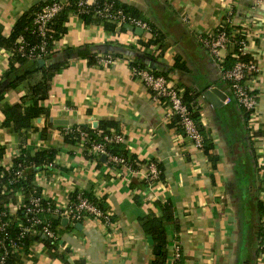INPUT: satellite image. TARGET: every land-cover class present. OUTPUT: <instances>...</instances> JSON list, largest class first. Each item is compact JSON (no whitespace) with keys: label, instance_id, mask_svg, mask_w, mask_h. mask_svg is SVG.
<instances>
[{"label":"crops","instance_id":"obj_1","mask_svg":"<svg viewBox=\"0 0 264 264\" xmlns=\"http://www.w3.org/2000/svg\"><path fill=\"white\" fill-rule=\"evenodd\" d=\"M52 1L67 3L0 0V30L9 36L20 16ZM117 1L135 8L153 25V32L138 35L129 24L126 32L114 33L71 15L65 23L67 33L55 46L54 60L66 61L67 66L55 76L49 97L42 102L50 117L34 120L20 135L3 126L5 116L0 106V146L5 150L0 167L12 168L24 148L32 155L56 149L59 153L54 167L39 170L32 180L41 189V196L66 206L71 195L84 191L103 200L114 218L110 225L89 218L80 223L81 229L76 227L79 223L74 227L62 224L60 245L53 250L42 242L34 243L24 264H151L153 239L142 230L140 221L161 214L158 202H171L179 220V232L174 224L168 225L170 264L177 262L178 250L182 264H261L264 5L252 11L253 0ZM228 18L234 31L247 33L248 54L259 68L248 79L258 100L257 112L250 120L234 99L213 106L204 98L209 89L231 95L221 64L202 42ZM155 32L165 36L163 48L143 47L141 42ZM85 47L98 61L109 56L112 63L91 65L79 57ZM177 58L186 71L174 69ZM133 63L166 74L174 84L199 94L194 109L203 132L213 142L216 165L172 125L169 109L154 101L152 92L133 76ZM9 66L10 52L0 48V81ZM33 67L31 63L27 70ZM7 84L3 81L0 92ZM27 95L24 81L5 92L1 103L21 104ZM51 119L68 121L64 127L69 128L81 125L97 129L95 122L98 127L101 122L118 123L129 153L141 162L138 169L112 167L107 159L86 156L82 143L64 141V132L69 129L51 124ZM151 163L162 169L160 178L147 179ZM13 198L7 208L16 215L26 198L19 193Z\"/></svg>","mask_w":264,"mask_h":264},{"label":"trees","instance_id":"obj_2","mask_svg":"<svg viewBox=\"0 0 264 264\" xmlns=\"http://www.w3.org/2000/svg\"><path fill=\"white\" fill-rule=\"evenodd\" d=\"M87 0H67V3L63 5L62 10L56 15V17L50 23V33L53 34L52 39L47 41L48 54L43 58L45 65L40 67L38 62L30 61L27 57L21 55L18 52L17 40L24 37L28 47L35 46L41 43V38L33 32V22L36 14L42 9L43 5H37L31 8L28 12L23 14L17 20L13 31L9 36H5L0 30V48L8 50L10 54V66L6 73L3 75V79L0 81V88L3 81H8V84L0 92V106L5 116L3 126L10 128L13 133L22 135L27 129L32 126V122L42 116L46 118L50 117L49 111L42 106V102L46 101L49 97L51 90L52 81L55 76L60 73L66 66V61H55L57 53L54 50V43L58 42L66 33L67 28L65 23L69 20L71 15L79 16L86 24H99L105 30L110 32L124 33L128 29L126 25L131 23V19L141 20L147 22L142 15L133 7H130L117 0H95L94 4L87 5ZM52 1L48 4H52ZM85 3V4H84ZM47 4V5H48ZM111 6L109 14H104L103 11L106 7ZM121 12L122 15L119 19L114 18L117 13ZM126 20L121 22L122 18ZM151 28L149 22H147ZM133 31L137 28L132 25ZM226 30L231 35L232 44L229 45L228 54L225 63L221 64L223 71L231 68L236 62L237 58L234 57L238 53L239 43L246 41V34L244 31L235 32L230 24H227ZM120 28V32H118ZM245 30V29H243ZM143 47L158 46L163 48L165 44V36L155 32L154 36L148 39L146 42H141ZM163 55V52L159 53L158 56ZM79 57L88 59L91 65L97 64V57L89 50L88 47L79 51ZM240 60L254 62L249 54L240 55ZM34 65L32 69L27 68ZM132 68L146 69L144 66L133 63ZM26 69L23 74H20L22 69ZM174 69L186 71V66L181 63L180 59L177 58ZM155 75H163L152 71ZM254 75V74H253ZM168 77V76H167ZM251 77V76H250ZM24 81L28 84V95L23 98L21 104L9 105L7 103H1L4 99V93L18 87ZM198 93L184 89L183 100L189 108L192 110L194 118L197 120L199 129L205 138L204 154L216 165L217 157L213 155V142L206 136L201 128L197 111L194 107L198 98ZM27 100L30 101L27 104ZM247 119L250 120L252 112L244 110ZM172 125L178 127L180 132L185 136V133L181 130L178 125L179 118L172 117ZM60 128L69 129L65 131L63 138L66 143L78 144L82 143L84 147V153L90 157V149L94 142H102L105 136H112L114 133H119L118 123L114 121L101 122L97 129L91 127H84L81 125H75L73 127ZM88 134V139H82L79 131ZM42 138H46V131L42 132ZM106 150L108 154L119 156L125 159V164L111 165L112 167L127 168L131 170H137L141 162L129 153L128 148L124 143H107ZM5 150L0 146V162H2ZM59 153L56 149H50L46 151H40L32 155L25 148L21 150V154L14 159L12 168L4 169L0 167V189L6 187L4 193L0 190V212L7 213V222L9 226L0 232V259L5 257L4 264H24L23 259L30 253L31 246L35 242H42L48 248L55 249L60 245V242L54 243L52 240L45 238L40 232L37 234L25 233L22 238V228L19 226L20 222H25V226L28 225V217L23 210H19L16 215H11L8 211V204L14 200V196L21 192L26 200L41 195V189L34 185L33 178L39 170H44L48 164L55 163L57 154ZM103 156L97 157V161ZM159 171L162 169L158 168ZM18 170H24L26 175L22 178H15L14 174ZM160 174V175H161ZM160 178V177H159ZM79 191L70 196V201L75 203ZM85 196L94 203L104 213L108 211V206L103 200H98L85 192ZM157 206L161 210V214L147 216L140 221L142 230L153 239V254L154 260L151 264H170L169 259V236H168V225L170 223L175 225V230L179 232V220L176 217L175 207L171 202H158ZM45 219L51 220L54 226L60 224L59 220L55 219V216H46ZM113 215L109 216V223L113 222ZM80 221L79 223H81ZM102 222H106L102 219ZM40 228V227H39ZM38 228V229H39ZM261 236V234H260ZM261 245V242H260ZM260 249L258 253L263 252ZM182 259L172 264H182ZM1 264V262H0Z\"/></svg>","mask_w":264,"mask_h":264},{"label":"built area","instance_id":"obj_3","mask_svg":"<svg viewBox=\"0 0 264 264\" xmlns=\"http://www.w3.org/2000/svg\"><path fill=\"white\" fill-rule=\"evenodd\" d=\"M86 1V4H88ZM95 2V1H94ZM85 4V3H84ZM94 4V3H93ZM264 0H253L251 9L257 11L263 7ZM63 4L58 1L53 2L42 7V9L36 14L33 22V32L36 33L42 40L41 43L35 46L28 47V44L24 37L17 40L18 52L22 56L27 57L30 61L39 62L48 54L47 41L52 39L53 34L50 33V23L56 17V15L62 10ZM111 6L104 9L103 13L109 14ZM122 13L119 12L111 19H119ZM126 20L122 18L121 22ZM231 19L228 18L226 22L220 27V29L212 35L204 37L202 42L204 46L209 50L212 56L220 63H225L229 45L232 44L231 35L226 30V25L230 24ZM130 25L140 28L143 32L152 33L151 26L144 21L131 19ZM236 32V31H235ZM238 32V31H237ZM236 32V33H237ZM54 50L56 42L54 43ZM11 54V53H10ZM248 54L247 51V39L239 43L238 53L234 55L237 58V62L229 69L223 71V80L229 83L231 95L227 97L225 101L230 102L234 99L239 106L248 111L252 112V116L257 112V94L251 86H249V76L258 72V66L255 62H248L240 60V55ZM111 57L100 58L99 63H112ZM133 76L142 81L143 84L152 92L153 100L161 106H165L169 109V117H178V125L181 130L185 133L193 144L204 152L205 138L199 129L197 120L194 118L192 110L189 108L187 103L183 100L184 89L174 84L169 77L163 75H155L149 69H136L132 68ZM69 131V130H67ZM80 137L82 139L87 138L88 134L78 129ZM125 137L121 133H114L112 136H105L102 142H94L90 154L92 158L100 156H106L107 162L111 165L125 164V159L119 156L110 155L106 150L107 143H124ZM84 148V147H83ZM54 167V163H50L45 166L44 172L51 170ZM150 174L148 180L158 179L160 177V171L157 166L153 163L149 165ZM128 170L132 171L130 167ZM26 173L24 170H18L15 172V178L25 177ZM2 193L5 192L6 187L0 189ZM22 194L21 192H18ZM20 210H23L28 217V225L25 226V222H20L19 226L22 228V236L26 232L37 234L40 232L45 238L52 240L54 243L61 241V230L64 229L62 220L67 219L68 225L74 227L80 221L92 218L93 220L99 221L104 225H110L109 216L110 212L104 213L94 203H92L84 191H79L77 200L75 203L69 201V204L62 206L59 203H55L44 197L34 196L31 197L20 206ZM46 216H57L59 217L60 224L54 226L51 220L45 219ZM7 213L0 212V232L9 226L7 222ZM102 219L106 222H102ZM40 227V228H39ZM39 228V229H38ZM261 249L264 250V219L261 223ZM36 243V242H35ZM33 246V245H32ZM31 246V247H32ZM54 250V249H53ZM261 264H264V251L261 252ZM181 259L180 251L178 250L175 255V261ZM5 257L0 259L1 264H4Z\"/></svg>","mask_w":264,"mask_h":264},{"label":"water","instance_id":"obj_4","mask_svg":"<svg viewBox=\"0 0 264 264\" xmlns=\"http://www.w3.org/2000/svg\"><path fill=\"white\" fill-rule=\"evenodd\" d=\"M136 33L138 35H142L144 32H143L142 29L137 28L136 29ZM38 64H39L40 67H42V66L45 65V61L44 60H39ZM227 97H228V95L226 93H223V92H221V91H219L217 89H209V90L204 92V98L206 100L210 101L213 104V106H222V104L225 102ZM41 121L42 120L39 119V122H41ZM50 123L54 124V125H58V126H67L69 124L68 121H65V120H54V119H51ZM93 127L94 128H98V122H95L93 124ZM102 158L103 159H107L106 156H103ZM55 219L59 220V217L55 216ZM62 224L64 226H68V220L67 219L62 220ZM76 227L81 229V228H83V225L79 223V224L76 225Z\"/></svg>","mask_w":264,"mask_h":264}]
</instances>
